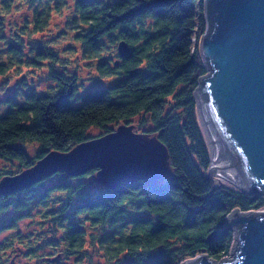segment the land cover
<instances>
[{"label": "trees", "instance_id": "trees-1", "mask_svg": "<svg viewBox=\"0 0 264 264\" xmlns=\"http://www.w3.org/2000/svg\"><path fill=\"white\" fill-rule=\"evenodd\" d=\"M12 1L0 0L1 14L10 12ZM26 1L32 20L5 41L0 76L24 66L42 70L49 62L46 78L52 84L40 92L23 77L21 87L0 101V158L16 164L20 173L51 151L69 152L120 125H132L144 114L153 125L144 132L166 146L172 174L164 181L108 188L87 180L98 168L79 176L58 171L23 189L0 192V213L12 209L21 218L30 205L42 207V219L62 230L64 253L76 256L88 238L83 217L102 228L91 238L104 253V264H121L122 256L125 264H181L202 254L215 260L229 256L234 232L225 227L226 217L237 209L264 208V195L217 185L208 174L210 151L195 98L209 72L200 50L210 24L206 0H72V6L71 0ZM70 8L64 33L72 32L86 59L97 60L94 66L102 78H118L113 85L78 95V74L57 69L63 62L50 42L26 54L24 35L45 31L54 14ZM122 42L129 49L125 56L119 52ZM109 44L117 47L116 61L103 58ZM92 128L101 133L90 134ZM28 140L40 144L34 156L21 144ZM12 175L0 170V183ZM58 193L64 199L57 200L58 207H48ZM14 221L0 230L14 228ZM5 248L1 245L0 253Z\"/></svg>", "mask_w": 264, "mask_h": 264}, {"label": "water", "instance_id": "water-1", "mask_svg": "<svg viewBox=\"0 0 264 264\" xmlns=\"http://www.w3.org/2000/svg\"><path fill=\"white\" fill-rule=\"evenodd\" d=\"M206 3L210 24L200 50L209 72L201 78L195 98L210 151L208 174L241 192L264 195V0ZM119 52L128 54L125 43L119 45ZM123 139L146 157L148 166L122 181L105 171L102 158L91 156ZM95 168L99 184L108 188L138 180L158 181L172 174L168 149L158 137L123 124L69 152L51 151L33 167L5 178L0 186L3 192L20 190L58 171L79 176ZM225 227L234 232L229 256L215 260L202 254L181 264H264V210H233Z\"/></svg>", "mask_w": 264, "mask_h": 264}, {"label": "rangeland", "instance_id": "rangeland-1", "mask_svg": "<svg viewBox=\"0 0 264 264\" xmlns=\"http://www.w3.org/2000/svg\"><path fill=\"white\" fill-rule=\"evenodd\" d=\"M72 2L73 1L71 0V6ZM1 9L2 6H0V10ZM71 14V8L63 11L62 14H54L45 31L30 37L24 35L23 39L25 41L26 54H28V51L32 48L39 46L40 44L44 46L43 43L50 42L52 47H56L55 49L59 51L60 61L63 62L61 64H57V69L70 75L74 73L78 74L80 83L78 95H82L95 89L106 88L111 84L113 85L118 78H102L98 69L94 66V63L96 65L97 60L92 61L86 59L82 54L81 45L78 44L72 37V32L68 31L64 33L65 30H67L65 27L66 21ZM26 20H32V7L26 0H13L10 12L2 11V14L0 13V51L6 45L5 41L21 30ZM109 45V51L104 54L103 58H111L116 61V59H118L117 47L115 44ZM45 66L48 68L49 62H45ZM46 67L41 70V68L29 69L24 66L19 72L13 70L6 75L0 76V101L8 94L14 93L19 87H21V80L23 77L27 78L30 87L31 85H36V88L39 89L40 92H43V90L48 88V85L52 84V82L46 78ZM24 90H26V87H24ZM171 107L172 104L168 107V109H171ZM132 126L134 127L135 132H144L153 127L149 116L144 114L135 117L132 120ZM100 133L101 129L98 128H92L90 130V134L92 135H98ZM21 144L31 156L36 155L40 147L38 142L29 140L21 142ZM0 170L6 174H14L10 177L18 174L16 164L10 163L1 158ZM211 177L214 178V180L216 179V176ZM166 178L167 177H163L159 180L164 181ZM87 180H91L94 183V187L100 186L96 176ZM216 184L236 188L227 181L223 183L216 182ZM3 189L4 188L0 186V192H2ZM58 199H60L61 202L64 199V196L60 193L56 196L52 195V200L48 203V207H58ZM42 212V207H36L32 204L29 207V211L24 213L21 218L17 217L19 215H16L17 213L12 209L5 213H0V228L2 227V224L5 226L6 223L15 220L14 228L1 229L2 231L0 230V246H6L5 250L0 253V262L2 264L106 263L104 253L93 243L91 238L92 235L101 234V227H93L89 222H86L83 217H80V221H84V228L88 232L85 248L77 256L66 255L61 242L62 230L56 228L51 221L42 219ZM55 244L58 245L56 246ZM121 259V264H125L127 262L124 260L123 256Z\"/></svg>", "mask_w": 264, "mask_h": 264}, {"label": "bare ground", "instance_id": "bare-ground-1", "mask_svg": "<svg viewBox=\"0 0 264 264\" xmlns=\"http://www.w3.org/2000/svg\"><path fill=\"white\" fill-rule=\"evenodd\" d=\"M125 140L114 141L104 149L99 148L92 156L90 155L91 157L102 158L105 162V171L108 172L109 170L113 178H122V181L140 171L141 168L144 169L148 166L146 157L143 154L140 155L138 149L133 145H129Z\"/></svg>", "mask_w": 264, "mask_h": 264}, {"label": "built area", "instance_id": "built-area-1", "mask_svg": "<svg viewBox=\"0 0 264 264\" xmlns=\"http://www.w3.org/2000/svg\"><path fill=\"white\" fill-rule=\"evenodd\" d=\"M260 210H264V208L260 209Z\"/></svg>", "mask_w": 264, "mask_h": 264}]
</instances>
